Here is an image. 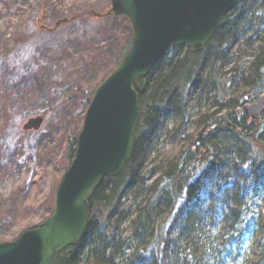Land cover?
<instances>
[{
    "label": "trees",
    "instance_id": "1",
    "mask_svg": "<svg viewBox=\"0 0 264 264\" xmlns=\"http://www.w3.org/2000/svg\"><path fill=\"white\" fill-rule=\"evenodd\" d=\"M62 23L68 25L70 20ZM239 23L242 33L248 32L241 42ZM129 44L121 49L113 69ZM248 52L252 60L240 65ZM219 84L226 91L224 101L211 96ZM196 86L213 99L215 110L198 112L193 131L187 133L188 103ZM203 92L196 98L199 109ZM137 94L140 120L130 160L117 177L104 179L93 192L83 240L57 254L53 264H80L87 236L96 247L86 255V264H264V114L257 126H248L245 109L264 97V0H239L203 52L186 50L182 59L163 57L139 81ZM173 114L184 120L166 132L175 147L143 173L151 148ZM75 146L74 139L69 144L70 163ZM237 171L238 184L217 182ZM155 172L157 177L152 179ZM207 180L211 185L203 198ZM248 183L253 186L249 199ZM126 189L132 191L134 202L144 198L120 212ZM258 191L262 197L255 209L252 202ZM132 241L134 246L125 255ZM247 246L258 252L254 263L242 257Z\"/></svg>",
    "mask_w": 264,
    "mask_h": 264
},
{
    "label": "rangeland",
    "instance_id": "2",
    "mask_svg": "<svg viewBox=\"0 0 264 264\" xmlns=\"http://www.w3.org/2000/svg\"><path fill=\"white\" fill-rule=\"evenodd\" d=\"M108 12L107 0H0V242L15 239L53 212L55 189L71 164L69 144L76 140L81 129L88 107L86 101L115 69L113 62L121 49L128 42L131 44L128 19L106 16ZM87 13L93 17L76 20ZM66 19L70 23L63 25ZM242 28L239 23L240 42L248 34L247 31L243 34ZM180 49L169 50L165 60L182 59L186 49ZM251 60L248 52L239 64L246 66ZM222 88L219 84L211 96L224 101L226 91ZM202 92L196 86L188 103L187 133L193 131L198 112L211 114L215 110L213 99H207L205 91L200 109L196 106V98ZM242 93L237 91L238 96ZM224 114L225 111L220 113ZM38 116L43 118L40 130L24 132L22 126ZM183 121L175 114L167 118L164 132L145 161L143 173L149 172L164 152L175 147L166 132ZM239 174L237 171L217 182L238 184ZM156 177L157 172L152 179ZM210 185L211 180H207L203 198ZM245 191L249 199L253 186L248 183ZM131 192L125 190L120 212L144 198L134 202ZM261 197L259 191L254 195L253 208H258ZM85 244L89 250L85 247L80 264H86V255L96 247L91 236L85 238ZM133 246L132 241L124 254L128 255ZM243 256L254 263L258 252L247 246Z\"/></svg>",
    "mask_w": 264,
    "mask_h": 264
},
{
    "label": "water",
    "instance_id": "3",
    "mask_svg": "<svg viewBox=\"0 0 264 264\" xmlns=\"http://www.w3.org/2000/svg\"><path fill=\"white\" fill-rule=\"evenodd\" d=\"M107 1L106 16L128 19L130 47L88 104L73 160L55 189L52 214L15 239L0 242V264H53L57 254L78 246L88 226L93 192L104 179L117 177L130 160L140 120L139 81L170 49L203 52L239 0ZM245 109L248 126H257L264 97ZM42 124L41 116L30 118L22 130L37 132Z\"/></svg>",
    "mask_w": 264,
    "mask_h": 264
},
{
    "label": "flooded vegetation",
    "instance_id": "4",
    "mask_svg": "<svg viewBox=\"0 0 264 264\" xmlns=\"http://www.w3.org/2000/svg\"><path fill=\"white\" fill-rule=\"evenodd\" d=\"M248 119H249V117H248Z\"/></svg>",
    "mask_w": 264,
    "mask_h": 264
}]
</instances>
